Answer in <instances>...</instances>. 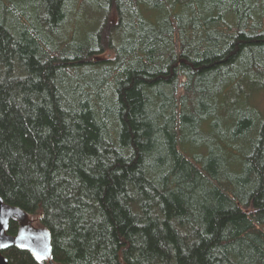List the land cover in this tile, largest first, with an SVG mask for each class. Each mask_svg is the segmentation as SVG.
<instances>
[{
  "label": "trees",
  "instance_id": "obj_1",
  "mask_svg": "<svg viewBox=\"0 0 264 264\" xmlns=\"http://www.w3.org/2000/svg\"><path fill=\"white\" fill-rule=\"evenodd\" d=\"M245 80L264 84V0H0V196L54 264H264Z\"/></svg>",
  "mask_w": 264,
  "mask_h": 264
},
{
  "label": "water",
  "instance_id": "obj_2",
  "mask_svg": "<svg viewBox=\"0 0 264 264\" xmlns=\"http://www.w3.org/2000/svg\"><path fill=\"white\" fill-rule=\"evenodd\" d=\"M12 219L20 221L16 234L8 233ZM11 247L32 253L38 262L48 261L54 264L52 256L51 234L47 228L35 227L26 221V213L4 202L0 196V264H10L3 252Z\"/></svg>",
  "mask_w": 264,
  "mask_h": 264
},
{
  "label": "rangeland",
  "instance_id": "obj_3",
  "mask_svg": "<svg viewBox=\"0 0 264 264\" xmlns=\"http://www.w3.org/2000/svg\"><path fill=\"white\" fill-rule=\"evenodd\" d=\"M244 92L240 95V98L247 104H254L264 114V84L260 88L251 84L250 81H243Z\"/></svg>",
  "mask_w": 264,
  "mask_h": 264
}]
</instances>
